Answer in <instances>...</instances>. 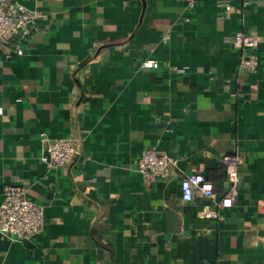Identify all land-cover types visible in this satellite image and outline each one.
<instances>
[{
  "label": "crops",
  "instance_id": "obj_1",
  "mask_svg": "<svg viewBox=\"0 0 264 264\" xmlns=\"http://www.w3.org/2000/svg\"><path fill=\"white\" fill-rule=\"evenodd\" d=\"M18 1L43 18L24 53L0 48V201L21 188L44 228L0 234V264H264V0ZM239 32L259 38L253 71ZM42 133L77 152L46 167ZM148 148L172 169L145 184ZM228 155L232 205L204 217L228 190ZM195 172L213 198L182 199Z\"/></svg>",
  "mask_w": 264,
  "mask_h": 264
},
{
  "label": "built area",
  "instance_id": "obj_2",
  "mask_svg": "<svg viewBox=\"0 0 264 264\" xmlns=\"http://www.w3.org/2000/svg\"><path fill=\"white\" fill-rule=\"evenodd\" d=\"M190 6L196 0H187ZM229 9V7H226ZM43 18L18 0H0V48L10 47L8 57L12 53L22 54L25 45L36 29V22ZM259 38L256 35L239 32L233 36V45L240 48L239 65L250 71L258 66L256 48ZM142 68H155L156 60L144 59L140 62ZM42 142L41 161L46 167H61L68 163L77 152L74 140L64 138H48L44 133L40 136ZM239 156L228 155L223 158L224 173L228 190L214 208H205L201 215L208 218H218L220 209L232 205L233 195L239 181ZM172 169V159L165 154H159L148 148L137 158V172L145 184L163 179ZM182 199L189 201L195 193L213 198L215 196L212 182L201 172L185 175L180 181ZM44 228V208L29 199L21 188L9 187L0 201V234L11 240H28L40 234Z\"/></svg>",
  "mask_w": 264,
  "mask_h": 264
}]
</instances>
